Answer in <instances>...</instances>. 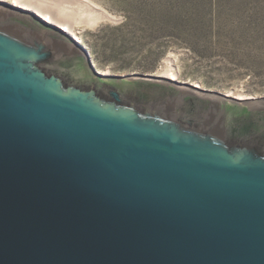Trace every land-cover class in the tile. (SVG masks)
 Masks as SVG:
<instances>
[{
  "label": "water",
  "instance_id": "obj_1",
  "mask_svg": "<svg viewBox=\"0 0 264 264\" xmlns=\"http://www.w3.org/2000/svg\"><path fill=\"white\" fill-rule=\"evenodd\" d=\"M190 86L0 3V264H264V99Z\"/></svg>",
  "mask_w": 264,
  "mask_h": 264
},
{
  "label": "rangeland",
  "instance_id": "obj_2",
  "mask_svg": "<svg viewBox=\"0 0 264 264\" xmlns=\"http://www.w3.org/2000/svg\"><path fill=\"white\" fill-rule=\"evenodd\" d=\"M90 1L115 16L74 25L99 73L160 78L170 59L182 86L240 102L264 99V0ZM75 3L61 5L91 15Z\"/></svg>",
  "mask_w": 264,
  "mask_h": 264
},
{
  "label": "bare ground",
  "instance_id": "obj_3",
  "mask_svg": "<svg viewBox=\"0 0 264 264\" xmlns=\"http://www.w3.org/2000/svg\"><path fill=\"white\" fill-rule=\"evenodd\" d=\"M64 1L76 2L78 4L83 5L85 11L86 12L89 11L91 15L90 16L85 15V13H83L84 10L80 12L79 11L75 12L70 7L67 8L62 7L61 4H64L65 3ZM12 4L16 6L17 9L25 11L29 14L35 13L45 21L62 28L64 31L70 34L71 37L75 38V40L79 42H81V37L76 33L74 29V25L77 23V21L79 22L81 21L83 23H88V24H96L100 21L115 20V16L113 14L102 9L101 7H99L90 0H13ZM81 8L83 9L82 6L80 7V9ZM170 61L171 60L169 59L168 63L170 67L166 70L164 74L161 75L162 77L160 78L173 81L176 83V80L178 79V74L175 71V69L172 68V65H170ZM224 97L231 100L232 99L241 100V101L244 100V98L242 97L231 98V96L229 95L228 96L224 95Z\"/></svg>",
  "mask_w": 264,
  "mask_h": 264
},
{
  "label": "flooded vegetation",
  "instance_id": "obj_4",
  "mask_svg": "<svg viewBox=\"0 0 264 264\" xmlns=\"http://www.w3.org/2000/svg\"><path fill=\"white\" fill-rule=\"evenodd\" d=\"M80 68H81V69H80ZM85 68H86V65L84 64V62H80L79 65H78V69H79L80 71H82V69L85 70Z\"/></svg>",
  "mask_w": 264,
  "mask_h": 264
}]
</instances>
